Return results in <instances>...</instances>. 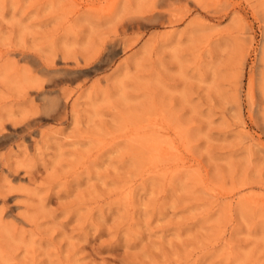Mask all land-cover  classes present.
<instances>
[{"label": "rangeland", "instance_id": "obj_1", "mask_svg": "<svg viewBox=\"0 0 264 264\" xmlns=\"http://www.w3.org/2000/svg\"><path fill=\"white\" fill-rule=\"evenodd\" d=\"M0 264H264V0H0Z\"/></svg>", "mask_w": 264, "mask_h": 264}]
</instances>
